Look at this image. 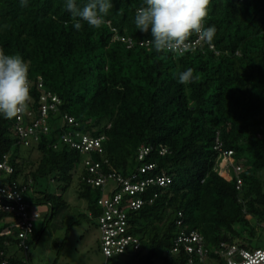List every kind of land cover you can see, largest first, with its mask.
<instances>
[{
	"label": "trees",
	"instance_id": "obj_1",
	"mask_svg": "<svg viewBox=\"0 0 264 264\" xmlns=\"http://www.w3.org/2000/svg\"><path fill=\"white\" fill-rule=\"evenodd\" d=\"M64 3L27 0L21 7V0H0V47L19 53L30 69L27 111L40 115L39 78L45 92L60 100L47 121L49 132L28 147L18 140L15 118L0 116V162L8 156L13 169L1 181L26 185L30 179L24 198L33 208L47 206L51 221L67 210L64 195L76 178L78 196L97 222L99 200L110 193L87 183L83 155L60 139L70 131L104 135V155L94 158L105 174L171 178L166 188H147L143 207L128 212V231L140 238V250L109 264H188L183 248L172 251L182 231L203 236L207 264H227L216 254L221 243L264 250V0H210L205 27L215 25L214 40L199 41L184 55L157 53L142 43L151 39L134 25L143 0H112L101 28L84 23L80 30ZM189 67L199 79L179 84L176 74ZM66 114L75 124L64 120ZM217 141L244 167L239 188L235 178L216 171ZM141 146L152 148L143 161ZM21 147L31 151L28 159H21ZM148 164L154 169L138 171ZM12 223L11 214L0 213V232ZM44 229L36 234L34 228L30 249ZM6 242L16 245L14 237L0 236V260L3 252L12 264L21 263L18 251L6 254Z\"/></svg>",
	"mask_w": 264,
	"mask_h": 264
},
{
	"label": "built area",
	"instance_id": "obj_2",
	"mask_svg": "<svg viewBox=\"0 0 264 264\" xmlns=\"http://www.w3.org/2000/svg\"><path fill=\"white\" fill-rule=\"evenodd\" d=\"M124 41V38L120 39ZM199 39L190 42L192 47L198 46ZM125 42L130 45L131 40ZM148 45L147 43H145ZM38 90L41 92L39 110L40 115L35 116L34 111H26L20 114L19 118H15V130L20 144L30 146L33 142H37L40 134H47L49 126L47 121L52 114L58 113V105L60 100L58 96L47 93L44 90L42 79H38ZM64 120L68 124H75V119L69 115H64ZM77 125V124H76ZM75 125V126H76ZM61 142L69 145L71 148L79 151L83 155L82 163L89 173L87 183L100 187L103 191L110 193L106 197L99 200V205L103 209V213L97 218L100 231V249L104 257L105 263L115 257L125 256L128 252H137L141 248L140 238L133 236L128 231V212L140 210L145 199L143 193L151 186L166 188L171 183V178L165 174L156 178H146L137 180V175L131 178H124L116 172L105 174L102 171V165L96 161L94 155H104L103 143L106 137H94L83 132H66L61 135ZM56 147V145L54 146ZM219 153L218 165L216 168L219 176L224 179H236L238 188L241 187V174L244 171L242 164L237 163L233 151H224L217 141L214 148ZM152 148L141 146L138 151V160L143 161L149 155ZM161 154L166 153V149L160 150ZM3 157L0 162V213L11 214L14 217V223L6 226L0 232L1 237H14L16 246L22 253L21 263L31 264L30 247L28 240L34 233L35 221L40 218V213L34 211L33 205L25 200L24 195L30 191L31 180L26 185L5 184L2 180L3 175H11L13 172L7 158ZM154 169V165L148 164L138 168L141 173H146ZM136 179V180H135ZM135 180V181H134ZM182 222H178L181 225ZM3 224H6L3 223ZM10 242H6V246H10ZM184 249L190 258L188 264H194V255L199 264H207L208 250L204 247V238L197 231H182L177 236L173 252L178 249ZM216 254L225 258L227 264H264V250L248 251L238 248L236 245L227 246L221 243ZM0 264H12L8 259L4 258V253Z\"/></svg>",
	"mask_w": 264,
	"mask_h": 264
},
{
	"label": "clouds",
	"instance_id": "obj_3",
	"mask_svg": "<svg viewBox=\"0 0 264 264\" xmlns=\"http://www.w3.org/2000/svg\"><path fill=\"white\" fill-rule=\"evenodd\" d=\"M25 6L27 0H21V7ZM113 6L112 0H85L82 6L77 0L64 3L76 30L82 29L84 23L101 28ZM210 8V0H143L135 10L134 25L142 33H151V39L142 43L151 45L155 52L184 55L193 50L190 43L193 36L209 45L213 42L215 25L205 27ZM194 72L191 67L178 72L177 82L181 85L195 82L199 77ZM30 101L28 63L19 53L6 54L0 47V116L18 119L28 110Z\"/></svg>",
	"mask_w": 264,
	"mask_h": 264
},
{
	"label": "rangeland",
	"instance_id": "obj_4",
	"mask_svg": "<svg viewBox=\"0 0 264 264\" xmlns=\"http://www.w3.org/2000/svg\"><path fill=\"white\" fill-rule=\"evenodd\" d=\"M30 152L27 148L21 147L19 150L21 159H28ZM32 157L35 160L38 154L34 153ZM64 199L68 203L67 210L51 221L47 206L34 209L40 213V218L35 221V233L40 232L44 225L45 229L38 241L31 245V264H104V257L99 250V225L90 217L86 202L78 196L76 178L65 193ZM73 222L74 225L70 226ZM17 251L18 257L22 258V253L16 245L8 246L6 254L11 255ZM123 260L131 259L126 256Z\"/></svg>",
	"mask_w": 264,
	"mask_h": 264
}]
</instances>
